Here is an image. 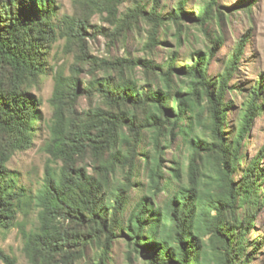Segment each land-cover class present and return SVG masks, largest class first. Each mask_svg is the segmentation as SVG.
<instances>
[{
  "label": "trees",
  "instance_id": "trees-1",
  "mask_svg": "<svg viewBox=\"0 0 264 264\" xmlns=\"http://www.w3.org/2000/svg\"><path fill=\"white\" fill-rule=\"evenodd\" d=\"M124 1L72 0L74 14L57 17L55 0H0V232L14 227L19 215L35 211L37 226L21 230L32 264H76L89 247L98 251L94 264H107L118 239L128 258L143 264H249L247 234L262 206L264 168L261 156L243 165L241 150L261 109V86L245 105L236 135L228 138L225 130L229 81L247 38L237 42L226 68L211 78L210 62L223 37H210L204 27L219 21L218 0H208L197 15L184 12L180 2L168 16L138 5L118 19ZM96 15L116 27L113 33L99 32L112 39L147 23L150 51L162 46L159 29L169 24L176 26L177 37L184 22L198 27L207 43L192 50L184 65L176 64V53L161 64L146 58L99 60L89 82L94 88L81 91L77 69L91 63L84 41ZM59 39L66 50L77 46L80 56L69 76L54 74L43 147L48 159L42 184L32 193L18 186L6 164L32 145L41 118L31 88L45 73L48 53ZM84 93L97 94L101 105L73 113ZM146 137L151 152L141 154ZM173 146V168L163 172L165 153ZM142 169L148 183L131 205ZM262 245L264 238L254 250ZM0 261L14 264L1 248Z\"/></svg>",
  "mask_w": 264,
  "mask_h": 264
},
{
  "label": "rangeland",
  "instance_id": "rangeland-1",
  "mask_svg": "<svg viewBox=\"0 0 264 264\" xmlns=\"http://www.w3.org/2000/svg\"><path fill=\"white\" fill-rule=\"evenodd\" d=\"M55 1L58 6L57 17L74 14L75 8L72 0ZM207 1L125 0L118 8V19L130 13L138 5L145 7L146 11L154 9L161 16H168L178 7L180 2L183 4L184 12L189 15H197ZM242 5H249L250 9H244ZM217 10L221 12L219 21L216 23L212 22L204 28L210 37L217 34L222 35L223 44L214 53L208 75L211 78H215V76L220 74L226 68L237 42L247 38L242 56L236 65V71L229 81L226 100L231 107L227 116L225 130L228 138L236 135L245 105L250 100L253 90L261 86L263 88L259 100L261 109L254 120L253 128L243 142L241 152L245 156L243 165L247 161L261 156L260 166L264 168V0H218ZM91 24L90 32L92 33H88L89 35L85 36L84 41L86 44L85 50L90 56L91 63L84 64V67L77 69L83 80L81 91L85 90L86 92L94 88L89 82L93 79L91 75L97 68L96 64L99 60L120 57L129 59L146 58L161 64L173 53H176V64L184 65L189 61L192 50L204 49L207 43L202 29L191 26L186 22L182 23V35L179 37L176 35L177 29L173 24L159 29L158 38L162 46L156 47L153 51L145 48L150 32V26L145 22L135 24L130 30L125 31V37L120 38L119 36L116 39H112V36L105 37L99 33L100 31L115 32L116 27L106 21L105 15L94 16ZM76 56H80L79 48L73 46L71 50H66L63 39H59L52 45L47 56L45 73L39 77L38 82L31 88L36 101L39 102L37 110L41 118L34 126L32 145L28 149L15 152L6 164L8 170L16 174L18 186L32 193L42 184L44 167L48 159L43 147L48 139V125L52 112L48 100L53 92L54 74L56 70H59L63 72L64 76H69L76 61ZM95 74L99 76L98 79L102 76L100 73ZM136 77H141L139 72H136ZM94 86L96 87V85ZM98 104L99 106L101 105V99L99 100L97 94L93 97H88V94L84 93L78 99L73 113H85L95 108ZM139 151L141 154L151 152L147 137L141 144ZM176 152L177 150L173 146L172 151L165 153V160L162 162L161 167L163 172H169V168H173L171 161L172 156ZM181 160L180 162L183 166V160ZM141 168L142 163H138V169ZM136 179L141 185L138 190L134 189L131 192V205L137 201L139 192L146 189L148 183L143 169L141 175ZM259 185V194H262L260 205L262 206L259 207L256 213L254 228L247 234L251 244L248 251L252 256L249 264H264V245L254 250V246L256 247L261 239L264 238V177L260 180ZM36 226V213L35 211H30L26 217L19 215L17 224L14 227L0 232V248L7 256L13 259L14 264H32L23 251L24 240L21 230L28 232ZM97 256V249L89 247L85 252L84 258L80 259L76 264H94ZM0 264L4 263L0 261ZM107 264L143 263L133 257L128 258L125 244L118 239L112 244Z\"/></svg>",
  "mask_w": 264,
  "mask_h": 264
}]
</instances>
